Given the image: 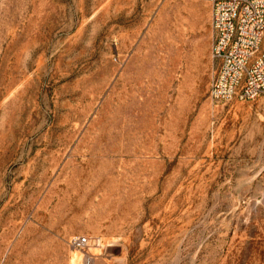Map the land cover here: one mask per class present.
<instances>
[{
  "label": "rangeland",
  "instance_id": "1",
  "mask_svg": "<svg viewBox=\"0 0 264 264\" xmlns=\"http://www.w3.org/2000/svg\"><path fill=\"white\" fill-rule=\"evenodd\" d=\"M211 16L0 0V264H264V94L212 102Z\"/></svg>",
  "mask_w": 264,
  "mask_h": 264
},
{
  "label": "built area",
  "instance_id": "2",
  "mask_svg": "<svg viewBox=\"0 0 264 264\" xmlns=\"http://www.w3.org/2000/svg\"><path fill=\"white\" fill-rule=\"evenodd\" d=\"M211 1L216 70L210 98L216 105L232 99L255 100L264 94V0ZM70 242L88 252L100 238L80 234Z\"/></svg>",
  "mask_w": 264,
  "mask_h": 264
},
{
  "label": "bare ground",
  "instance_id": "3",
  "mask_svg": "<svg viewBox=\"0 0 264 264\" xmlns=\"http://www.w3.org/2000/svg\"><path fill=\"white\" fill-rule=\"evenodd\" d=\"M102 239L100 238V242H99V245H102L103 243H102V241H101ZM92 255H88V260H87V263L86 264H91L92 263Z\"/></svg>",
  "mask_w": 264,
  "mask_h": 264
}]
</instances>
